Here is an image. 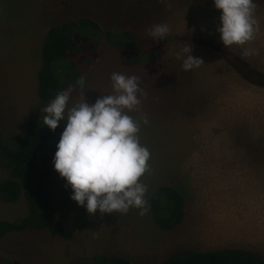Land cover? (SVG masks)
Segmentation results:
<instances>
[{
    "label": "rangeland",
    "instance_id": "rangeland-1",
    "mask_svg": "<svg viewBox=\"0 0 264 264\" xmlns=\"http://www.w3.org/2000/svg\"><path fill=\"white\" fill-rule=\"evenodd\" d=\"M256 4L255 39L225 47L216 31L220 10L212 0H0L4 139L25 130L37 114L44 115L41 110L49 101L38 97L36 72L51 25L89 15L106 29H133L140 46L154 41L146 31L150 25L170 26L167 52L156 74L143 66L121 64L118 50L102 39L98 60L83 74L84 96L92 103L111 94L112 72L140 77V87L147 92L140 112L149 118L139 133L150 151L149 168L139 178L148 185L145 198L148 203L158 187L170 186L186 203L183 221L171 230L158 226L149 203L143 215L137 208L89 214L70 198V186L51 163L47 190L58 219L73 228V235L10 232L0 240V253L24 264H91L99 253L124 255L135 264H157L179 251L227 244L250 245L251 251L264 256V231L257 238L250 225L264 222V0ZM187 44L204 63L185 71L176 53ZM244 47L257 53L243 56ZM80 92L75 84L69 106L81 98ZM57 140L44 144L45 159L52 160ZM231 153H249L251 158L234 160ZM7 176L0 166V180ZM250 197V203L245 201ZM26 210L22 198L10 203L0 198V218L14 220ZM202 238L206 248L200 246Z\"/></svg>",
    "mask_w": 264,
    "mask_h": 264
},
{
    "label": "trees",
    "instance_id": "trees-1",
    "mask_svg": "<svg viewBox=\"0 0 264 264\" xmlns=\"http://www.w3.org/2000/svg\"><path fill=\"white\" fill-rule=\"evenodd\" d=\"M102 39L118 50L121 64L143 66L150 74L160 70L169 44L164 38L140 46L133 29H106L89 15L55 23L48 28L41 46L40 65L36 72L38 97L50 101L69 85L74 89L76 80L98 60ZM41 118L43 115L37 114L28 121L25 130L7 139L0 138V166L8 173L0 180V198L9 203L22 198L27 208L26 213L17 219L0 218V240L7 233L29 230H46L62 238H70L74 233L72 227L63 225L58 219L57 208L47 190L52 160L43 156L44 144L59 139L64 124L61 122L51 130L43 125ZM164 198H167L166 202H161ZM148 203L155 222L166 230L174 229L184 216V197L173 187H158ZM0 264L24 263L0 253ZM91 264L135 263L124 255L99 253L92 256ZM157 264H264V256L238 247L185 250Z\"/></svg>",
    "mask_w": 264,
    "mask_h": 264
},
{
    "label": "clouds",
    "instance_id": "clouds-1",
    "mask_svg": "<svg viewBox=\"0 0 264 264\" xmlns=\"http://www.w3.org/2000/svg\"><path fill=\"white\" fill-rule=\"evenodd\" d=\"M220 10L216 31L225 47L245 45L255 39L258 21L256 0H212ZM153 40H163L170 32L165 22L153 23L146 29ZM257 49L244 47L243 56L255 55ZM176 56L183 70L204 63L191 54L189 44ZM111 94L98 96L88 103L84 96L85 76L76 80L81 98L69 106L73 86L58 91L42 108L43 125L55 130L64 127L52 157L54 170L70 186V198L89 213H127L130 208L148 211V185L140 177L148 170L150 151L140 142L142 125L149 123L140 112L141 97L147 92L140 87V77L112 72ZM140 112L139 116L131 113Z\"/></svg>",
    "mask_w": 264,
    "mask_h": 264
},
{
    "label": "crops",
    "instance_id": "crops-1",
    "mask_svg": "<svg viewBox=\"0 0 264 264\" xmlns=\"http://www.w3.org/2000/svg\"><path fill=\"white\" fill-rule=\"evenodd\" d=\"M261 94V93H259ZM231 155H233L234 157V160H236L237 158H243V159H247V158H251V157H248V156H251L249 153H231ZM244 156V157H243ZM241 166V168L243 169V166L241 164H239ZM245 201L249 202L251 201V197L250 198H245ZM183 221V220H181ZM250 225L252 227V230L254 232H258L257 234V238H260V232L261 231H264V222H250ZM203 240H201V245L200 246H203V248H206L205 246V239L202 238ZM230 243V242H229ZM231 244V243H230ZM219 244L217 243V245L215 246H218ZM224 246H218L216 248H212V249H208V250H216V249H222V248H226V247H238V248H243V249H247V250H250L249 247L250 245H247L245 247H242V246H235V245H227V244H223ZM252 248V247H251ZM203 250H207L206 249H203Z\"/></svg>",
    "mask_w": 264,
    "mask_h": 264
}]
</instances>
